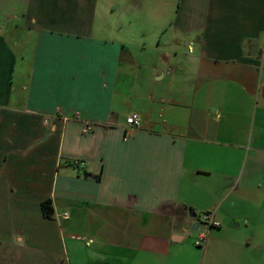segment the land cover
<instances>
[{"label": "crops", "instance_id": "1", "mask_svg": "<svg viewBox=\"0 0 264 264\" xmlns=\"http://www.w3.org/2000/svg\"><path fill=\"white\" fill-rule=\"evenodd\" d=\"M123 2L0 0V264H264V0H168L142 84Z\"/></svg>", "mask_w": 264, "mask_h": 264}, {"label": "rangeland", "instance_id": "2", "mask_svg": "<svg viewBox=\"0 0 264 264\" xmlns=\"http://www.w3.org/2000/svg\"><path fill=\"white\" fill-rule=\"evenodd\" d=\"M104 1L110 2V0ZM123 1L124 4H121V7L124 6L128 11L123 10V8L117 10L113 17L107 16L108 19L106 18L105 22L107 21L112 27H119L121 21H118L121 18H119V12L123 10L124 16H130L132 32L129 36V42H131L130 46L138 62V64H132L131 67L133 84H142L141 82L145 83L149 80L154 82L155 76H162L165 72H171L172 69L178 67L174 62L176 58L172 37L174 28L170 24L175 12L169 6L168 0H137L141 2L142 6L140 4L135 5V0ZM171 2L172 0H169L170 5ZM103 7L107 8V5L103 4ZM178 51L180 54L187 53V46L182 44L181 50ZM167 77L164 81H158V84H164ZM196 212L199 214L197 210ZM195 234H198L197 231H193L187 236V240L194 243Z\"/></svg>", "mask_w": 264, "mask_h": 264}, {"label": "built area", "instance_id": "3", "mask_svg": "<svg viewBox=\"0 0 264 264\" xmlns=\"http://www.w3.org/2000/svg\"><path fill=\"white\" fill-rule=\"evenodd\" d=\"M142 123H144V118L141 114H138L137 112L131 113L127 117L126 125L130 129L139 128ZM86 129H89V126H85ZM85 163L81 162L80 165H84ZM63 218H68L69 213L66 212L64 215H62ZM199 226L197 230V235L195 236V245L197 247H204L206 245V242L208 240V237L210 235L211 229L217 228L220 226V223L216 220V216L213 212L207 211V212H201L198 214Z\"/></svg>", "mask_w": 264, "mask_h": 264}, {"label": "trees", "instance_id": "4", "mask_svg": "<svg viewBox=\"0 0 264 264\" xmlns=\"http://www.w3.org/2000/svg\"><path fill=\"white\" fill-rule=\"evenodd\" d=\"M106 128V127H105ZM80 161H77L75 163L76 166L80 167L82 165H80ZM85 176L88 177H92L95 180L99 181L101 180V175H96V176H91L90 174H88L87 172L85 173ZM41 207H42V211H43V216L46 218H50L52 217V215L54 214V208L52 206V202L50 199H46L41 203Z\"/></svg>", "mask_w": 264, "mask_h": 264}, {"label": "water", "instance_id": "5", "mask_svg": "<svg viewBox=\"0 0 264 264\" xmlns=\"http://www.w3.org/2000/svg\"><path fill=\"white\" fill-rule=\"evenodd\" d=\"M257 47H258V45H256V44L247 47V54H248V56L250 58L255 56ZM261 96H262V98L264 100V87L262 88V95ZM188 212H189L190 217L194 218V220H195L194 224H193V227H192V231H197L198 230V226H199V221L197 220L198 219V214H197L196 210H194L192 208H189Z\"/></svg>", "mask_w": 264, "mask_h": 264}]
</instances>
